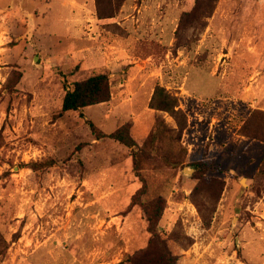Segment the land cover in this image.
Listing matches in <instances>:
<instances>
[{"label":"rangeland","instance_id":"obj_1","mask_svg":"<svg viewBox=\"0 0 264 264\" xmlns=\"http://www.w3.org/2000/svg\"><path fill=\"white\" fill-rule=\"evenodd\" d=\"M22 1L0 0V264H118L147 247L143 203L177 264H264V0H91L80 21ZM99 74L109 98L63 112Z\"/></svg>","mask_w":264,"mask_h":264},{"label":"trees","instance_id":"obj_2","mask_svg":"<svg viewBox=\"0 0 264 264\" xmlns=\"http://www.w3.org/2000/svg\"><path fill=\"white\" fill-rule=\"evenodd\" d=\"M109 80L106 74L92 76L86 80L73 83L72 87L67 89L63 103V112H77L83 108L104 102L109 98ZM152 105L160 111L174 112L175 104L170 96L161 87H157L152 100ZM91 129L99 138H110L116 140L127 147H135L137 143L135 139L125 129L116 130L110 133L98 132L95 126L90 123ZM134 171L138 170L136 154L133 157ZM52 167L53 162L47 161L42 164L32 163L29 167L38 171L42 167ZM148 185L145 180L141 181V187L132 197L131 203L137 204L141 198L147 193ZM147 221L149 224V232L151 237L147 247L137 252L127 254L125 258L118 264H177V260L173 255L168 240L160 236L156 231L157 221L161 215L162 209L156 210L153 203L142 204Z\"/></svg>","mask_w":264,"mask_h":264},{"label":"crops","instance_id":"obj_3","mask_svg":"<svg viewBox=\"0 0 264 264\" xmlns=\"http://www.w3.org/2000/svg\"><path fill=\"white\" fill-rule=\"evenodd\" d=\"M24 1V0H23ZM22 1V2H23ZM59 10L62 13V16L68 14L69 18L70 15H73L72 21L74 20H81L79 16H83V9L88 8V5L92 4L91 0H60L59 1ZM48 2H45L44 7L47 8V13L52 9V6L47 4ZM21 3L15 2V6H20ZM5 7L4 4L0 2V10L2 11ZM72 25H74L72 23ZM68 27V26H67ZM69 28V27H68ZM70 29V28H69Z\"/></svg>","mask_w":264,"mask_h":264},{"label":"water","instance_id":"obj_4","mask_svg":"<svg viewBox=\"0 0 264 264\" xmlns=\"http://www.w3.org/2000/svg\"><path fill=\"white\" fill-rule=\"evenodd\" d=\"M193 171H194V169L190 168V167H187L184 169V173H186V174H191Z\"/></svg>","mask_w":264,"mask_h":264}]
</instances>
